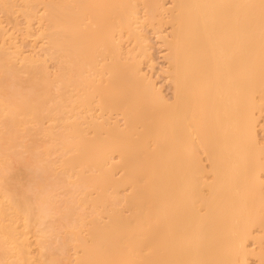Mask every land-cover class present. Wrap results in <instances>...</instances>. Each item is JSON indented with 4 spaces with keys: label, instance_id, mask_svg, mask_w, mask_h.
<instances>
[{
    "label": "bare ground",
    "instance_id": "1",
    "mask_svg": "<svg viewBox=\"0 0 264 264\" xmlns=\"http://www.w3.org/2000/svg\"><path fill=\"white\" fill-rule=\"evenodd\" d=\"M47 10L51 45L65 57L60 81L78 87L76 103L91 104L96 92L103 108H120L126 116L125 128L97 120L88 136L78 120L68 124V138L58 134L74 150L64 167L81 166L78 184L96 192L94 204L130 185L124 198L129 213L112 206L105 220L86 221L85 235L71 230L81 240L78 264H249L252 228L264 229V0H174L167 55L171 102L138 62L121 58L114 32L139 35L134 0L53 1ZM0 42L6 46L0 66L11 77L19 67L29 74V92L14 89L20 97H0V118L14 140L17 124L44 117L38 106L48 99L52 81L45 65H37L35 47L23 50L4 28ZM104 51L114 55L106 64L108 83L82 92L92 82L84 78V64L95 66ZM115 152L119 161L110 160ZM85 166L98 171L88 174ZM117 167L125 171L119 177ZM37 170L32 175L42 186L46 177ZM47 192L37 193L32 205L28 196L6 193L0 182V247L14 264H35L21 226L51 213ZM23 216L26 223L16 224Z\"/></svg>",
    "mask_w": 264,
    "mask_h": 264
},
{
    "label": "rangeland",
    "instance_id": "2",
    "mask_svg": "<svg viewBox=\"0 0 264 264\" xmlns=\"http://www.w3.org/2000/svg\"><path fill=\"white\" fill-rule=\"evenodd\" d=\"M53 1L62 2L63 0H0V28L8 30L23 50L27 51L35 47L32 53L38 58L37 65H45L52 81L48 99L43 106H38L43 109L41 111L44 117L36 119L30 116L27 118L28 122L17 124V127L15 126L17 134L14 140L7 137L8 129L2 123L3 119L0 118V171L3 173L0 182L6 193H21L23 196H28L32 200V205L35 203L37 193L48 191L47 193L51 195V213L46 218L31 220L28 226H21V229L28 232L29 240L32 242L34 263L78 264V257L82 254L81 240L79 234L75 235L71 230L75 229L85 235L89 226L86 221L93 217L105 220L108 213L106 210L110 211L112 206H119L118 208L129 213L130 210L125 206L124 198L130 193V185L121 187L117 194L114 191H108L107 202L94 204L90 199L96 195V192L91 195L88 193L91 187L84 189L82 184H78L77 171L81 166L74 169L64 167V159L69 158L74 150L65 147L59 140L58 134L68 138L70 129L68 124L78 120L85 127L88 136L94 135L91 124L97 120L100 123L103 122V125L106 124L105 126H111L116 122L125 128L126 116L120 108H103L100 95L96 92L91 104L76 103L79 94L78 87L74 84L65 87L62 80L60 81L65 57L51 45L48 37L51 29H48L47 6ZM160 1L165 4L162 9L157 7V0L155 2L154 0H134L137 16H139L137 23L139 35L136 36L127 29H122L115 31L114 37L122 51V60L128 63L138 62L142 72L154 80L156 87L171 102L174 99L175 87L167 55L168 40L172 37L170 10L174 6V0ZM86 21L91 20L88 18ZM3 47L6 46L0 42V57L3 54ZM113 58V53L104 51L97 55L95 66L88 62L84 64V78L92 82L84 83L82 92H92L97 82L98 84L108 83L111 71L106 64ZM19 66L21 65L18 64ZM19 68V75L11 77L13 74L0 66V97L12 100L20 97L21 93L29 92L30 83L27 77L29 74L23 67ZM14 89L21 92H18L19 96ZM261 120L264 121L263 116L260 117L259 138L264 142L263 121ZM202 156L209 168L210 162L205 153H202ZM111 157L112 161L120 160L118 152L113 153ZM34 169H38V173H43L46 177L41 181L42 186L32 175ZM85 169L88 174L98 171L95 166H85ZM123 172H125L124 168L117 167L115 176L119 177ZM262 176L264 180V170ZM67 207L71 210L70 212ZM64 210L69 213L65 215ZM24 223H26L24 216L16 222V224ZM248 245L251 249L249 264H264V229L260 224L252 228ZM4 248V246L0 247V251H4ZM3 251L0 254V264H14L13 256H6ZM18 263L28 264L26 261L16 264Z\"/></svg>",
    "mask_w": 264,
    "mask_h": 264
}]
</instances>
